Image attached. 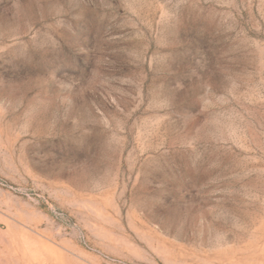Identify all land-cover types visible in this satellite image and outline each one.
Listing matches in <instances>:
<instances>
[{
	"label": "rangeland",
	"instance_id": "1",
	"mask_svg": "<svg viewBox=\"0 0 264 264\" xmlns=\"http://www.w3.org/2000/svg\"><path fill=\"white\" fill-rule=\"evenodd\" d=\"M0 264H264V0H0Z\"/></svg>",
	"mask_w": 264,
	"mask_h": 264
}]
</instances>
